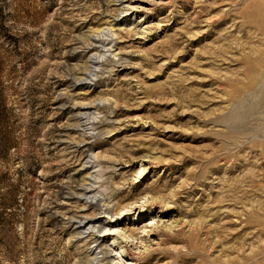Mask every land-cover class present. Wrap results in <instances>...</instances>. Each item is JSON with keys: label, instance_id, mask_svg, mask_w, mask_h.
Instances as JSON below:
<instances>
[{"label": "rangeland", "instance_id": "rangeland-1", "mask_svg": "<svg viewBox=\"0 0 264 264\" xmlns=\"http://www.w3.org/2000/svg\"><path fill=\"white\" fill-rule=\"evenodd\" d=\"M91 256L264 264V0H0V264Z\"/></svg>", "mask_w": 264, "mask_h": 264}, {"label": "bare ground", "instance_id": "bare-ground-1", "mask_svg": "<svg viewBox=\"0 0 264 264\" xmlns=\"http://www.w3.org/2000/svg\"><path fill=\"white\" fill-rule=\"evenodd\" d=\"M138 174H141V173H138ZM89 175H90V174H89ZM87 180H88V178H85V181H87ZM88 183H90V182L88 181ZM76 185H77V184H76ZM60 189H61V188H60ZM65 192H66V191H65ZM78 192H79V191H78ZM79 193H80V192H79ZM81 194H82L81 196H85V197L87 196L86 193H84L83 191H82ZM162 212H163V210L160 208V209H159V213H162ZM140 213H141V212H138L137 215H140ZM77 225H78V224H77ZM85 225H86V224H85ZM80 228H81V227H78V230H79ZM76 232H77V231H76ZM80 232H81V231H80ZM80 232H79V233H80ZM90 255H91V254L88 253V257H89ZM91 257H92V256H91ZM95 259L97 260V257H96V256H95V257H92L91 259H90V258H87V260H86L85 263H86V264H92V263L95 261ZM38 264H39V263H38Z\"/></svg>", "mask_w": 264, "mask_h": 264}]
</instances>
